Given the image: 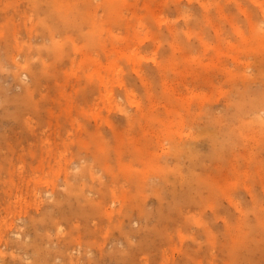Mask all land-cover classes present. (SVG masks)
Wrapping results in <instances>:
<instances>
[{
    "label": "rangeland",
    "instance_id": "obj_1",
    "mask_svg": "<svg viewBox=\"0 0 264 264\" xmlns=\"http://www.w3.org/2000/svg\"><path fill=\"white\" fill-rule=\"evenodd\" d=\"M13 1L0 0L16 39L12 61L0 41V264L40 249L44 264L248 262L264 246V0H57L84 17L66 31L51 0ZM238 243L253 248L239 258Z\"/></svg>",
    "mask_w": 264,
    "mask_h": 264
},
{
    "label": "bare ground",
    "instance_id": "obj_2",
    "mask_svg": "<svg viewBox=\"0 0 264 264\" xmlns=\"http://www.w3.org/2000/svg\"><path fill=\"white\" fill-rule=\"evenodd\" d=\"M6 1H8V0H6ZM11 1H13V0H11ZM39 1H42V2H43L44 0H39ZM48 1H50V0H48ZM48 1L46 0L47 3H48ZM88 1H89V0H88ZM13 2H14V1H13ZM78 2H79V1H78ZM9 3H10V2H9ZM47 3H46V4H47ZM74 3H77V1L74 2ZM74 3H73V4H74ZM83 3H85V2H83ZM83 3H79V4H82V5H83ZM79 4H78V6H79ZM0 5H1V4H0ZM82 5H80V6L82 7ZM9 6H10V4H9ZM14 7H15V6H14ZM47 7H48V9H47L48 11H47V10H45V11H47L48 13H45V11H44V13H45L44 15L47 14V17H48L49 14H51V15L53 14L55 17H57V18H54V16H52L55 20L58 21V23H59V27H61L63 31H66L65 29H66V28H69V27H70L69 29H71V28L73 29V27L75 28L79 23H81V22H80L81 20L79 21V19H80V17H81V13H82V11H81L80 9L77 11L78 8H76V9H72V8H70V7H72V5L70 6V4H66V6L63 7V10H65L64 12L62 11L61 6L57 3V0H53V1L51 0L49 6L47 5ZM73 7H74V6H73ZM81 7H79V8H81ZM8 8H9V7H8ZM15 8H16V7H15ZM82 8H83V7H82ZM82 8H81V9H82ZM7 10H8V9H7ZM12 10H13V8H12ZM12 10H11V11H12ZM82 10H83V9H82ZM84 10H86V9H84ZM71 11H72V12H71ZM1 12H2V11H0V13H1ZM13 12H14V10H13ZM3 13H4V12H3ZM9 13L11 14V12H8V14H9ZM1 14H2V13H1ZM4 14L6 15V13H4ZM14 14H15V13H14ZM2 15H3V14H2ZM5 15H4V16H5ZM51 15H49L48 20H50V19L52 18V17H50ZM13 16H14V15H13ZM0 17H1V16H0ZM6 17H9V16L6 15ZM6 17H5V18H6ZM82 17H83V16H82ZM82 17H81V18H82ZM9 18H10V17H9ZM44 18H45V17H44ZM53 18H52V19H53ZM83 18H84V17H83ZM2 19H4V18H2ZM2 19L0 18V22H1ZM12 19H13V18H12ZM12 19H11V20H8V18H7V22L4 23V20H2V24L0 23V41H1L2 39H4V36H3V35L8 34L9 37H10L9 40H6L7 37L5 36V39H4L5 42H4V44H5L6 47H7L8 49H10V51H11V53H10L11 61H12V55H13V50H14V44L16 43L15 34H14V32H11V31H12L11 28L14 27V26H12L13 23L11 24V22H13ZM42 20H44V19H42ZM5 21H6V20H5ZM46 21H47V20H46ZM47 22H48V21H47ZM50 22H51V20H50ZM42 23H44V22H42ZM51 24L54 26L53 23H51ZM60 24H61V25H60ZM74 24H75V25H74ZM49 25H50V24H49ZM84 25H86V24H84ZM78 26H81V24L78 25ZM86 26H87V25H86ZM50 27H51V25H50ZM81 27H83V23H82V26H81ZM84 27H85V26H84ZM84 27H83V28H84ZM10 29H11V30H10ZM77 29H78V28H77ZM3 30H4V31H3ZM80 30H82V29H80ZM1 31H3L4 33L1 32ZM7 31H9V33H7ZM13 31H14V30H13ZM69 31H71V30H69ZM77 31H78V30H77ZM12 33H13V34H12ZM10 34H11V36H10ZM2 36H3V37H2ZM9 37H8V38H9ZM93 40H94V39H93ZM96 40L98 41V38H96ZM97 41H96V42H97ZM2 42H3V41H2ZM96 42H95V43H96ZM0 43H1V42H0ZM92 43H93V42H92ZM95 43H94V44H95ZM12 75H13V74H12ZM12 99H13V98H12ZM14 100H15V99H14ZM14 100H13V101H14ZM13 101H11V99H10V102H13ZM8 102H9V101H8ZM30 104H31V103H30ZM31 105H32V104H31ZM32 107H33V106H31V108H32ZM32 109H33V108H32ZM90 138H91V136H90ZM94 138H95V137H94ZM94 138H93V139H94ZM99 141H100V140H99ZM101 142H102V141H101ZM91 144H93V143H91ZM97 144H98V140H97L96 145H97ZM96 145H95V146H96ZM99 145H101V144L99 143ZM98 147H101V146H98ZM103 147H104V145L102 144V148H103ZM105 147H106V146H105ZM96 148H97V147H96ZM102 148H101V151H102ZM140 148H141V147H140ZM106 149H107V148H105V151H106ZM138 149H139V148H138ZM94 151H95V150H94ZM97 153H98V152H97ZM100 153H101V152H100ZM102 153H103V151H102ZM94 154H95V152H94ZM96 155H97V154H96ZM102 155L104 156V154H101L100 156H102ZM94 156H95V155H94ZM97 156H98V155H97ZM97 156H96V158H97ZM103 156H102V157H103ZM147 156L150 157L149 154H148ZM90 157H91V156H90ZM146 158H147V157H145V160L147 161ZM108 159H109V158H108ZM108 159H107V161H108ZM92 160H93V158H92ZM97 160H100V159H99V156H98V159H97ZM141 160H143L144 163L146 162L143 158H141ZM150 160H151V159H150ZM118 161H119V157H118ZM121 161L123 162L124 160L121 159ZM119 162H120V161H119ZM127 162H128V161H127ZM149 162H150V166L154 165V164L151 165V162H152V161H149ZM107 163L109 164V162H107ZM107 163H106V164H107ZM110 163H111V161H110ZM125 163H126V162H125ZM129 163H130V162H128V165H129ZM131 163H132V162H131ZM147 163H148V161H147ZM118 164H119V163H118ZM118 164H117V165H118ZM122 164H123V163H122ZM122 164H119V165H122ZM119 165H118V167H119ZM130 165H131V167H132V168H130V169H133V164H130ZM147 165H148V164H147ZM150 166H149V167H150ZM120 167H121V166H120ZM128 167H129V166H128ZM109 168H110V166H109ZM111 168H113V167H111ZM154 168H155V167H154ZM106 169L108 170L107 167H106ZM113 169H114V168H113ZM128 169H129V168H128ZM107 170H106V171H107ZM146 170H147V169H146ZM154 171H155V170H154ZM107 172H108V171H107ZM150 172H151V171H150ZM152 172H153V171H152ZM145 173H146V172H145ZM165 173H166V172H165ZM147 174H149V173H147ZM128 177H129V176H128ZM142 177H143V176H142ZM126 181H128V180L126 179ZM143 182H144V181H143ZM139 183H140V182H139ZM141 183H142V180H141ZM141 183H140V184H141ZM140 184H139V185H140ZM141 185H142V184H141ZM109 188H110V187H109ZM112 188H115V186L112 187ZM115 189H116V188H115ZM106 190H109V191H108V193H109V192H111L113 189H106ZM114 191H115V190H114ZM114 191L112 192L113 195L115 194ZM139 192H141V191H139ZM142 193H143V191H142ZM104 194H106V193H104ZM125 194H126V193H125ZM127 194H128V193H127ZM130 194H133V193H130ZM106 195H107V194H106ZM106 195H105V197H107ZM133 195H134V196H133V198H134L136 194H133ZM108 196H109V194H108ZM136 196H137V195H136ZM141 196H142V195H141ZM126 197H127V196H126ZM128 197H129V195H128ZM131 197H132V195H131ZM129 198H130V197H129ZM135 198H136V197H135ZM131 199H132V198H131ZM136 199H138V198H136ZM58 200H59V199H58ZM60 200H61V199H60ZM132 200H133V199H132ZM55 201H56V200H55ZM55 201H54V202H55ZM61 201H62V200H61ZM61 201L59 202V204L61 203ZM129 201H131V200H129ZM137 201H138V200H137ZM137 201H134V200H133L132 202H136V203H138ZM127 202H128V201H127ZM55 203H56V202H55ZM57 203H58V202H57ZM63 203H64V202H62V204H60V205L57 204L58 207H59V206L61 207V205H63ZM92 203H93V205H94V201H92ZM124 203H125V202H124ZM136 203H133V205H134V204L137 205ZM53 205H55V204H53ZM57 205H55V206H57ZM93 205H92V206H93ZM129 205H130V203H129ZM129 205H128V206H129ZM51 206H52V205H51ZM55 206H54V207H55ZM92 206H91V207H92ZM95 206H96V205H95ZM95 206H94V207H95ZM126 206H127V205H126ZM128 206H127V207H128ZM131 206H132V203H131ZM131 206H129V210L131 209V208H130ZM52 207H53V206H52ZM132 207H134V206H132ZM138 207L141 209V212H139V214H141L142 212H144V211H143V208L141 207L140 204L137 206V209H139ZM56 208H57V207H56ZM56 208H55V209H56ZM135 208H136V207H135ZM135 208H133V209H135ZM62 209H63V206H62ZM125 209H126V210L122 209V210L124 211L122 214H125V212L128 210V208H125ZM89 210H91V212L89 211L90 213H93L92 216H93V218H94L95 215H97V212H96L97 210H96V211H95L94 209H89ZM92 210H94V211L96 212V214H95ZM56 211H57V210H56ZM58 211L60 212L61 209L58 208ZM77 211H78V210H77ZM81 211H82V210H81ZM83 211H84V209H83ZM85 211H86V208H85ZM85 211L82 212V213L78 212V213H80L79 216H82L81 214H84ZM86 212H87V211H86ZM89 212H88V214H89ZM131 212H132V211H129L128 214L126 213L125 215L120 214V218H118V219L122 220L121 217L124 218V216H125L126 218H127L128 216L130 217L131 214L129 215V213H131ZM52 213H53V212H52V210H51L50 213H48V214H52ZM54 213H55V211H54ZM54 213H53V216L55 215ZM76 213H77V212H76ZM48 214H47V216H45L46 218L48 217ZM88 214H87V215H88ZM77 215H78V214H77ZM85 215H86V213H85L83 216L86 217V218H88V216H87V215L85 216ZM90 215H91V214H90ZM121 215H122V216H121ZM141 215H143V213H142ZM145 215H146V213H145ZM79 216H78V217H79ZM143 216H144V215H143ZM89 217H90V216H89ZM118 217H119V215H118ZM129 217H128V218H129ZM50 218H51V215H50V217L48 218V220H49ZM52 218H55L54 220H55V222H56V223H55V224H56V227H57V225H61V224H57V222H58L57 219H58V218L56 219V215H55V217H52ZM86 218H85V219H86ZM42 219H44V218L42 217L41 220H42ZM59 219H60V218H59ZM61 219H62V218H61ZM83 219H84V218H83ZM83 219H82L81 221H83ZM89 219H90V218H89ZM89 219H88V223H89V221H93V219H92V220H89ZM94 219H95V218H94ZM114 219H116V218H114ZM44 220H47V219H44ZM44 220L42 221V224H44V223H43ZM34 221H35V220H34ZM50 221H51V220H50ZM122 221H123V220H122ZM40 222H41V221H40ZM45 222H46V221H45ZM109 222H110V221H109ZM117 222H119V221H117ZM46 223H47V222H46ZM48 223H49V222H48ZM50 223H51V222H50ZM82 223H84V221H83ZM88 223H87V226H88ZM123 223H124V221H123ZM123 223L120 222L119 225H116V224H115V226H113V230H114V228L117 227V226L121 228V231H122V229L124 230V228H122V227H124V226H122ZM258 223H259V222H258ZM261 223H262V221H261ZM261 223H259V224L261 225ZM52 224H53V222H52ZM89 224H90V223H89ZM111 224H112V223H111ZM113 224H114V223H113ZM113 224H112V225H113ZM249 224H252V223H249ZM47 225H48V224H47ZM77 225H78V224H77ZM81 225H82V224H81ZM81 225H80V226H81ZM84 225H85V224H84ZM84 225H82L83 228L86 226V225H85V226H84ZM263 225H264V224H263ZM80 226H79V228H80ZM87 226H86V227H87ZM89 226H91V225H89ZM106 226H107V225H106ZM106 226H105V227H102V226H101L100 228H106ZM253 226H254V225H252V228H254ZM108 227H109V226H107V228H108ZM111 227H112V226H111ZM146 227H147V229L150 228V227H148V226H146ZM248 227H249V226H248V224H247V225H246V229H247ZM120 228H117V229L120 230ZM252 228H250V229L253 230ZM255 228H256V227H255ZM255 228H254V229H255ZM259 228H260V227H259ZM259 228H258V230H259ZM77 229H78V228H77ZM87 229H88V230H87ZM87 229L85 228V230H86L85 232L89 231V229H90L89 232H91V233L93 232V231H91V230H92L91 227H89V228L87 227ZM109 229H110V228H109ZM246 229H245V230H246ZM250 229H249V230H250ZM79 230H80V229H79ZM93 230H94V228H93ZM102 230H103V229H102ZM106 230H107V229H106ZM151 230H152V229H150V232H149V233L152 232ZM258 230H257V232H260L262 229H261L260 231H258ZM81 231L83 232V229H82V228H81ZM100 231H101V230H100ZM100 231H98V232H100ZM111 231H112V229H111ZM111 231H110V232H111ZM114 231H115V230H114ZM124 231H125V230H124ZM124 231H122V233H123ZM128 231H129V230H128ZM132 231H133V230H131L130 233H131ZM247 231H248V229H247ZM78 232H79V231H78ZM85 232L82 234V238H83V235L85 234ZM89 232H87V233H89ZM96 232H97V231H96ZM101 232H104V231H101ZM126 232H127V230H126ZM126 232H125V234H121V235H126V236H128V238H131V237H132V236H130L131 234H130V233H129V234H128V233L126 234ZM248 232H249V231H248ZM252 232H253V231H251L250 233H252ZM94 233H95V232H94ZM106 233H107V232H106ZM111 233H112V232H111ZM111 233H110V234H111ZM132 233H133V232H132ZM134 233H135V232H134ZM134 233H133V234H134ZM152 233H154V231H153ZM245 233H246V231H245ZM245 233H244V234H245ZM71 234H72V233H71ZM92 234H93V233H92ZM97 234H100V233H97ZM102 234H103V233H102ZM244 234L242 235V233H241L239 236H241V235H242V236H245ZM246 234H247V233H246ZM248 234H249V233H248ZM248 234H247V235H248ZM255 234H256V233H255ZM72 235H73V234H72ZM80 235H81V233H80ZM80 235H79L78 237H80ZM89 235H90V233H89ZM89 235H88V236H89ZM100 235H101V234H100ZM135 235H136V234H135ZM137 235H138V233H137ZM252 235H253V233H252ZM257 235H258V234H257ZM259 235L262 237V234H261V233H260ZM85 236H87V235L85 234ZM95 236H96V233H95ZM95 236H94V237L92 236V239H93V238L95 239ZM97 236H98V235H97ZM110 236H111V235H110ZM110 236H107V237H106L107 239H105V237H104L105 241L109 240L108 238H109ZM126 236H124V237H126ZM129 236H130V237H129ZM143 236H144V235H143ZM143 236H142V237H143ZM146 236H147V235H146ZM146 236H144V239H145ZM150 236H151V235H150ZM250 236H251V235H250ZM253 236H255V235H253ZM90 237H91V236H90ZM90 237H89V238H90ZM102 237H103V236H102ZM102 237H101V238H102ZM135 237H136V236H135ZM137 237H138V236H137ZM255 237H256V236H255ZM261 237H258V236H257V238H260V241H261V242H259V243H260V244H264L263 241L261 240ZM71 238H72V236H71ZM87 238H88V237H87ZM89 238H88V240L86 241V237H85L84 242H87L88 244H89V241H91V243H92V242H95L94 240L92 241V239L90 238V239H91V240H90ZM122 238H123V237L121 236L120 239H122ZM126 238H127V237H126ZM146 238H147V237H146ZM240 238H241V237H240ZM247 238H249V236H247ZM247 238H246V239H247ZM251 238H253V237H251ZM251 238H250V239H251ZM257 238H256V239H257ZM263 238H264V237H263ZM99 239H100V237H99ZM142 239H143V238H142ZM142 239H139V240H142ZM246 239H245V240L242 239L243 241L246 242V243L244 242V244H248V243L250 242V240H248V242H247ZM253 239H254V238H253ZM256 239H255V240H256ZM75 240H76V237H75ZM81 240H82V239H80V242H82ZM95 240H96V239H95ZM127 240L130 241V239H127ZM127 240H125V241H127ZM257 240H258V239H257ZM257 240H256L255 242L258 244ZM105 241H104V242H105ZM131 241H132V240H131ZM145 241H146V240H145ZM147 241H149V239H148ZM150 241H151V240H150ZM240 241H241V239H240ZM240 241H239V243H240ZM243 241H242V242H243ZM253 241H254V240H253ZM75 242H77V241H75ZM78 242H79V241H78ZM97 242H98V240H97ZM97 242H96V244L94 243V244L96 245V247L98 246V245H97V244H98ZM100 242H101V241H100ZM100 242H99V243H100ZM123 242H124V240H123ZM242 242H241V243H242ZM60 243H61L60 245L62 246V242H60ZM87 243H82L83 246H84V248L86 247V245H84V244H87ZM132 243H133V241L131 242V244H132ZM142 243H146V244H144V246L146 245V247H144V246H143L142 244H140V243H139L138 246H137L138 243H133V244H136V246H135V245H134V246H132V245L129 246V245H128V247H130V248H129V251H131L132 249H133V251H135L134 248H137L136 251H137L138 254H139L141 251L143 252V251H144V250H143L144 248H146V251H147L148 248H150V247L148 246L150 243H147V242H142ZM239 243H238L236 246L239 248L240 251H238V249H235V248H234V251H235V252H232V253H236V255H238L237 252H239V254H240L241 250L243 251V249H244V250H247V249L245 248V246L242 247L243 249L240 248V247L243 246L244 244H243V245L241 244V246H238ZM251 243H252V240H251ZM251 243H250V244H251ZM256 243H254V242L252 243V244H255V245H254V248H255V246H256ZM82 244H80V246H82ZM127 244H130V243L128 242ZM250 244H249V247L252 245V244H251V245H250ZM92 245H93V244H91V245L89 244L90 247H91ZM99 245H100V244H99ZM80 246H79V247H80ZM159 246H160V245H159ZM159 246L157 247V246L155 245L156 249L160 250L161 248L159 249ZM246 246H247V245H246ZM93 247H94V245H93ZM96 247H95V248H96ZM98 247H99V246H98ZM143 247H144V248H143ZM147 247H148V248H147ZM251 247H252V246H251ZM251 247H250V248H251ZM256 247H257V246H256ZM258 247H259V244H258ZM263 247H264V246H263ZM263 247L260 246L259 248L262 249ZM39 248H40V247H39ZM60 248H61V249H60ZM60 248L58 249V252H59V253H62V254L65 253L64 251H62V247H60ZM95 248H94V250H95ZM250 248H248V250H250ZM252 248H253V247H252ZM254 248L251 249L252 251L250 250L251 252L249 251V252L251 253V258L248 257L249 260L247 259V256L245 255V257H246L245 259L248 260V262H246V261H242V260H241V261H242L241 264H243V262H246L245 264L250 263V262H251L250 259H252V258H253V260L255 261V264L258 263V262L256 263V261L258 260L259 257L256 256L255 254H256V252H259V251H258L259 249L256 250L255 253H254V252H253ZM37 249H38V248H37ZM37 249H36V251H37ZM63 249L66 250L65 247H63ZM85 249H86V248H85ZM87 249H88V247H87ZM90 249H91V248H90ZM115 249H118V248H115ZM120 249H121V248H120ZM255 249H256V248H255ZM41 250H42V249H40V251H41ZM100 250H102L101 247H100ZM123 250H124V249H123ZM123 250H122L121 257H122L123 254L126 255L125 253L128 251V250L125 249L126 251L124 250L125 253H123ZM138 250H141V251L139 252ZM153 250H154V249H153ZM236 250H237V252H236ZM248 250H247V251H243V252H245V253H246V252L249 253ZM263 250H264V249H263ZM263 250L260 251L261 253H263V254L261 255L262 257L260 256L262 259H263V256H264V251H263ZM40 251H38V254H39L40 258H39L38 256H36L38 259H36V257L34 258V259H36V260L38 261V262L36 261L35 263H36V264H44V263H42L43 260H44V262H45V261H46V262H47V261H50V260H47V259L45 258V256H41V252H42V251H41V252H40ZM43 251H44V250H43ZM49 251H50V250H49ZM49 251H48V253H50V254L52 253V254H53V251H52V252H51V251L49 252ZM56 251H57V250H56ZM115 251H116V250H115ZM129 251L127 252V253H128V255H127L128 257H127V256H125V257L123 256L124 258L127 257V258H126V259H127V260H126L127 262H128V261L130 262V258H131V256H129ZM39 252H40V253H39ZM104 252H105V251L103 250L102 253H104ZM113 252H114V251H113ZM144 252H145V251H144ZM144 252H143V253H144ZM155 252H158V251H155ZM159 252H160V251H159ZM159 252H158V253H159ZM46 253H47V252H46ZM46 253H45V254H42V255H48V254H46ZM59 253H58V254H59ZM100 253H101V252H100ZM114 253H116V252H114ZM117 253H118V252H117ZM134 253H135V252H134ZM158 253H157V254H158ZM232 253H231V254H232ZM247 253H246V254H247ZM252 253H253V254H252ZM146 254H147V252H146ZM241 254H244V253H241ZM258 254H259V253H258ZM66 255H68V254L66 253ZM103 255H105V254H103ZM106 255H107V254H106ZM117 255H118V254H117ZM119 255H120V254H119ZM119 255H118V256H116V255L114 256V254H113V256H112V254H111L110 256L115 257V258H113V259L116 260V257L119 259ZM130 255H132V253H131ZM133 255H134V254H133ZM133 255H132V257H133ZM232 255H233V254H232ZM234 255H235V254H234ZM248 255H250V254H248ZM252 255H255V256L257 257V259L255 260V258H254L255 256L252 257ZM259 255H260V254H259ZM55 256H56V254H55ZM68 256H70V255H68ZM108 256H109V255H108ZM108 256H105L106 258H104V257H103V258H104V259H107ZM110 256H109V257H110ZM139 256H141V254H140ZM142 256H145V255H142ZM239 256H241V255H238V257H239ZM65 257H66V256H65ZM230 257H231V255H230ZM232 257L235 258L234 256H232ZM15 258H16V257H14V259H15ZM48 258L51 259V257H48ZM67 258H68V257H67ZM69 258H70V257H69ZM84 258H85V257H83V259H84ZM88 258H91V257H88ZM100 258H102V257L100 256ZM100 258H99V259H100ZM103 258L100 259V261L103 260ZM128 258H129V260H128ZM143 258H144V257H143ZM239 258H240V257H239ZM241 258H242V256H241ZM243 258H244V256H243ZM10 259H11V258H10ZM14 259H13V257H12L11 260H13L14 263H15V260H14ZM72 259H73V258H72ZM74 259H75V258H74ZM80 259H81V258H80ZM118 259H117V260H118ZM132 259H133V258H132ZM134 259H135V258H134ZM229 259L231 260L232 258H229ZM262 259H261V262H262ZM11 260H9V261H11ZM65 260H66V259H65ZM70 260H71V259H70ZM75 260H76V259H75ZM89 260H92V258L89 259ZM89 260H88V261H87V259L84 260V264H85V261L89 262ZM94 260H95V259H94ZM94 260L91 261L93 264H94V262L96 261V260H95V261H94ZM121 260H122V258H121ZM124 260H125V259H124ZM141 260H142V259H141ZM143 260H144V259H143ZM143 260H142V261H143ZM232 260H233V259H232ZM232 260H231V262L236 261V259L233 260V261H232ZM16 261H17V260H16ZM51 261H52V260H51ZM51 261H50V262H51ZM68 261H69V259H68ZM119 261H120V260L116 261V263L118 262L117 264H119ZM126 261H125V262H126ZM133 261H134V260H133ZM155 261H157V259H156ZM239 261H240V260L237 259L236 262H239ZM258 261H259V260H258ZM50 262H48V263H50ZM76 262H77V260H76ZM76 262H75V263H76ZM81 262H82V261H81ZM131 262H132V261H131ZM138 262H139V261H137V262L135 261L136 264H138ZM148 262H149V261H148ZM151 262H152V261H151ZM236 262H233V264L236 263ZM259 262H260V261H259ZM3 263H4V262H3ZM5 263H6V262H5ZM16 263H17V262H16ZM73 263H74V260H73ZM77 263H78V262H77ZM77 263H76V264H77ZM79 263H80V261H79ZM95 263H97V262H95ZM113 263H115V262H113ZM120 263H122V261H121ZM123 263H124V262H123ZM133 263H134V262H133ZM135 263H134V264H135ZM224 263H225V262H224ZM6 264H7V263H6ZM9 264H13V263H12V262H11V263L9 262ZM46 264H47V263H46ZM70 264H72V262H71ZM81 264H82V263H81ZM90 264H91V263H90ZM124 264H125V263H124ZM127 264H128V263H127ZM144 264H145V263H144ZM150 264H152V263H150ZM225 264H231V263H230V261H229V262L226 261ZM260 264H262V263H260Z\"/></svg>",
    "mask_w": 264,
    "mask_h": 264
}]
</instances>
